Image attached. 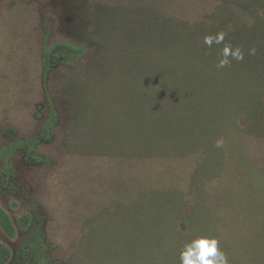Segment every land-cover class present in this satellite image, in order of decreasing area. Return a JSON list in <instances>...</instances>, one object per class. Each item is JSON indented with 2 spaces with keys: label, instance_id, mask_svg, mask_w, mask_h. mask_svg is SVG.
Wrapping results in <instances>:
<instances>
[{
  "label": "trees",
  "instance_id": "obj_1",
  "mask_svg": "<svg viewBox=\"0 0 264 264\" xmlns=\"http://www.w3.org/2000/svg\"><path fill=\"white\" fill-rule=\"evenodd\" d=\"M193 4L189 14L154 8L142 31L123 36L108 69L89 68L96 81L70 85V136L86 139L79 129L88 128L117 162L107 210L88 227L90 264H182L185 245L200 237L217 239L228 264H264V0ZM220 32L222 43L205 44ZM226 46L244 59L218 68ZM88 55L85 45L45 39L44 78ZM44 90L48 118L38 135L0 148V190L11 184L16 152L50 163L38 147L53 140L59 116ZM18 223L25 264H60L30 216ZM0 227L11 238L18 232L1 207ZM11 256L0 242V264Z\"/></svg>",
  "mask_w": 264,
  "mask_h": 264
},
{
  "label": "rangeland",
  "instance_id": "obj_2",
  "mask_svg": "<svg viewBox=\"0 0 264 264\" xmlns=\"http://www.w3.org/2000/svg\"><path fill=\"white\" fill-rule=\"evenodd\" d=\"M196 4L193 0H0V148L38 135L48 118L44 86L59 116L53 140L38 147L50 163L30 164L22 151L16 152L11 184L0 190V207L18 229L11 238L0 227V242L12 254L7 264H25L17 254L27 236L18 223L23 215L40 227L54 261L90 264L88 227L107 210L106 194L115 191L109 185L117 175V162L104 157L99 143H91L88 128L79 129L86 139L70 136L74 129L70 85L96 81V70L89 68L108 69L123 36L131 28L142 31L154 8L171 14L177 6L181 14H189ZM45 39L47 45H85L89 55L75 66L56 67L44 78Z\"/></svg>",
  "mask_w": 264,
  "mask_h": 264
},
{
  "label": "clouds",
  "instance_id": "obj_3",
  "mask_svg": "<svg viewBox=\"0 0 264 264\" xmlns=\"http://www.w3.org/2000/svg\"><path fill=\"white\" fill-rule=\"evenodd\" d=\"M225 33H217L215 37H205V44L209 47L213 43L220 44L224 41ZM249 55H255L256 49H250ZM222 59L219 60L217 67L224 68L230 64V59L242 61L244 51L240 47L226 46L222 53ZM180 260L182 264H228L225 253L218 247V241L215 238L200 237L185 245L181 252Z\"/></svg>",
  "mask_w": 264,
  "mask_h": 264
}]
</instances>
